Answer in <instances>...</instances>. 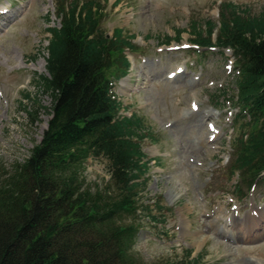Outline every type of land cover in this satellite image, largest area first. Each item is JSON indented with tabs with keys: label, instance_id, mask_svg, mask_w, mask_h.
<instances>
[{
	"label": "rangeland",
	"instance_id": "374dc122",
	"mask_svg": "<svg viewBox=\"0 0 264 264\" xmlns=\"http://www.w3.org/2000/svg\"><path fill=\"white\" fill-rule=\"evenodd\" d=\"M220 1L101 0L107 34H135L132 42L144 50L126 52L129 73L114 91L122 113L143 115L157 134L143 143L151 162L141 201L157 214L160 198L170 210L157 215L163 221L140 218L133 253L143 264L187 255L199 264H264V181L240 197V177L228 167L238 112L233 56L190 41L191 22H216ZM229 1L264 11V0ZM1 5L8 11L0 14V175L29 156L47 126L52 98L37 82L47 75V28L59 25L54 0ZM178 30L179 41L162 43ZM84 175L87 184H103L107 161L88 158Z\"/></svg>",
	"mask_w": 264,
	"mask_h": 264
},
{
	"label": "trees",
	"instance_id": "16d2710c",
	"mask_svg": "<svg viewBox=\"0 0 264 264\" xmlns=\"http://www.w3.org/2000/svg\"><path fill=\"white\" fill-rule=\"evenodd\" d=\"M54 6L59 25L47 28V75L37 82L51 95L50 117L29 156L0 175V264H143L133 253L140 218L163 221L157 215L170 210L160 198L157 214L141 201L151 162L143 143L157 134L143 115L122 113L114 84L129 73L126 52L144 50L135 34H107L101 0ZM190 27L193 45L233 56L238 112L228 167L245 197L264 181V11L221 0L216 22ZM88 158L107 161L103 184L86 183ZM185 257L172 264H199Z\"/></svg>",
	"mask_w": 264,
	"mask_h": 264
},
{
	"label": "bare ground",
	"instance_id": "6f19581e",
	"mask_svg": "<svg viewBox=\"0 0 264 264\" xmlns=\"http://www.w3.org/2000/svg\"><path fill=\"white\" fill-rule=\"evenodd\" d=\"M8 11L4 6H0V14H5ZM42 66H45V60H42ZM181 77V76H180ZM196 128V127H195ZM215 146V145H214Z\"/></svg>",
	"mask_w": 264,
	"mask_h": 264
}]
</instances>
